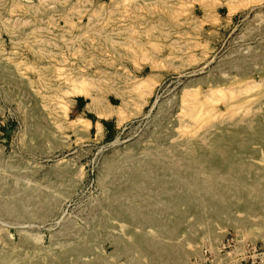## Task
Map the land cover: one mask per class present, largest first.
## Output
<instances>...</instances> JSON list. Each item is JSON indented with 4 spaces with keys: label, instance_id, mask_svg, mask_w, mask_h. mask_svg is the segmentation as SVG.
I'll return each mask as SVG.
<instances>
[{
    "label": "rangeland",
    "instance_id": "1",
    "mask_svg": "<svg viewBox=\"0 0 264 264\" xmlns=\"http://www.w3.org/2000/svg\"><path fill=\"white\" fill-rule=\"evenodd\" d=\"M0 264H264V0H0Z\"/></svg>",
    "mask_w": 264,
    "mask_h": 264
},
{
    "label": "crops",
    "instance_id": "2",
    "mask_svg": "<svg viewBox=\"0 0 264 264\" xmlns=\"http://www.w3.org/2000/svg\"><path fill=\"white\" fill-rule=\"evenodd\" d=\"M75 106H76L75 111L77 112L78 115L93 114V116L95 117V121L93 123V121L89 120L90 123L92 124L91 126L99 125L101 130L104 128L105 121H107L108 118H113L114 116H116L114 113L109 117L98 116V114L93 109H89V104L85 103L83 98H77L75 100Z\"/></svg>",
    "mask_w": 264,
    "mask_h": 264
},
{
    "label": "bare ground",
    "instance_id": "3",
    "mask_svg": "<svg viewBox=\"0 0 264 264\" xmlns=\"http://www.w3.org/2000/svg\"><path fill=\"white\" fill-rule=\"evenodd\" d=\"M144 82L146 83V81H144ZM89 109H93L98 114V116H100V117H109L110 115L113 114V110L109 109V107H107L106 105L101 104V102L99 101V98H97L96 96H92L91 97V102L89 104ZM76 121H80V120L77 119ZM83 123L87 124L88 122L87 121H83Z\"/></svg>",
    "mask_w": 264,
    "mask_h": 264
}]
</instances>
